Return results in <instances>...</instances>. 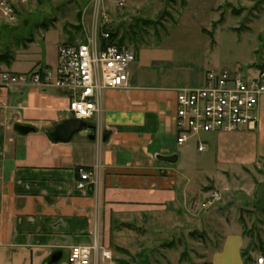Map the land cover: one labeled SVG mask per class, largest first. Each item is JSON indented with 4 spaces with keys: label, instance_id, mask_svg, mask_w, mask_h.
<instances>
[{
    "label": "crops",
    "instance_id": "0c3cea01",
    "mask_svg": "<svg viewBox=\"0 0 264 264\" xmlns=\"http://www.w3.org/2000/svg\"><path fill=\"white\" fill-rule=\"evenodd\" d=\"M254 43L251 58L243 61L251 63V70L259 62H251L259 49ZM58 45L52 56L37 52L0 69L27 73L37 66H53ZM152 60L146 65L135 55L127 86L102 91L99 123L87 122L99 124L98 128L76 133L67 142H54L47 135L70 119L65 90L0 87V264H69L72 245L91 244L94 236L99 245L106 243L112 217L175 208L194 200L188 198L192 179L185 171L192 146L176 144V94L181 88L201 86L209 66L192 80L188 69L181 74L168 68L157 73L153 63L161 67L164 61ZM16 63L26 67L12 69ZM256 114L260 122L264 95L258 99ZM16 124L35 130L20 134ZM93 132L95 137L89 139ZM234 134L210 132L191 139L197 152L209 145L228 165L252 164L246 156L236 157L235 163L230 160L222 142L230 143L227 137ZM199 141L204 145L201 151ZM172 155L177 157L175 163L162 159ZM95 166L97 184L91 179L79 189L77 168ZM245 247L241 230L227 225L220 246L210 254V264H255L260 254L248 249L245 253Z\"/></svg>",
    "mask_w": 264,
    "mask_h": 264
},
{
    "label": "rangeland",
    "instance_id": "374dc122",
    "mask_svg": "<svg viewBox=\"0 0 264 264\" xmlns=\"http://www.w3.org/2000/svg\"><path fill=\"white\" fill-rule=\"evenodd\" d=\"M6 1L15 17L0 22V68H10L37 52L52 56L64 42L83 41L96 13L98 30L100 19L106 18L105 26L115 39H122L123 46L146 65L153 58L164 61L161 67L153 63L157 73L168 68L181 74L188 69L195 80L207 66L243 72L251 65L243 61L251 58L254 40L259 49L251 62L260 59L264 0H124L99 8H94L93 0ZM25 67L12 65V69ZM235 133L227 137L230 143L222 142L230 160L235 163L236 157L246 156L252 164L228 165L209 145L197 152L189 139L183 145L192 146L185 171L192 179L188 198L194 200L175 208L112 217L103 244L111 257L103 264H133L140 252L146 264H210V254L220 246L227 225L241 230L245 253L248 249L263 256L264 117L254 130Z\"/></svg>",
    "mask_w": 264,
    "mask_h": 264
},
{
    "label": "built area",
    "instance_id": "2783aa9c",
    "mask_svg": "<svg viewBox=\"0 0 264 264\" xmlns=\"http://www.w3.org/2000/svg\"><path fill=\"white\" fill-rule=\"evenodd\" d=\"M123 1L93 0L94 8ZM14 17L11 4L0 0V22L13 20ZM103 19H100L102 25L98 30L99 18L95 14L92 29L83 41L58 45L53 66H37L27 73L0 69V87L32 85L63 89L68 93L66 110L70 118L86 122L95 119L99 123L102 91L126 87L129 67L135 61L132 50L108 42L110 32ZM260 50L259 62L253 70L247 68L242 72L210 67L201 86L177 90L174 121L178 146L203 133L255 129L258 99L264 95V36ZM97 123L95 128L99 126ZM203 149L204 145L199 141L197 150ZM96 172L97 166L77 168V187L83 188L85 182L91 179L97 184ZM214 198L218 199V196ZM110 257V251L98 244L96 236L91 244L72 245L68 250L69 264H99ZM263 261L262 255L255 258V264H263Z\"/></svg>",
    "mask_w": 264,
    "mask_h": 264
},
{
    "label": "water",
    "instance_id": "95a60500",
    "mask_svg": "<svg viewBox=\"0 0 264 264\" xmlns=\"http://www.w3.org/2000/svg\"><path fill=\"white\" fill-rule=\"evenodd\" d=\"M95 126L87 123L86 121L77 120V119H66L59 123L54 129L48 131V138L54 142H67L71 137L76 133L85 132L88 130H94ZM14 129L20 134H27L31 131H34L35 128L29 125H20L16 124ZM94 132L88 135L89 139H93ZM165 161L175 163L177 161L176 155L162 158Z\"/></svg>",
    "mask_w": 264,
    "mask_h": 264
},
{
    "label": "trees",
    "instance_id": "16d2710c",
    "mask_svg": "<svg viewBox=\"0 0 264 264\" xmlns=\"http://www.w3.org/2000/svg\"><path fill=\"white\" fill-rule=\"evenodd\" d=\"M107 30H109V29H107ZM109 32H110V38H109L108 42L109 43H114L117 46L122 47L123 46L122 39L118 41L117 39H115L116 36L114 35V33L111 30H109ZM64 43H73V42L72 41H68V42H64ZM102 43H105V42H102ZM127 255H129V254H127ZM135 257H136V260H135L136 262H133V264H146V259L144 258V253L142 254V252H140Z\"/></svg>",
    "mask_w": 264,
    "mask_h": 264
}]
</instances>
